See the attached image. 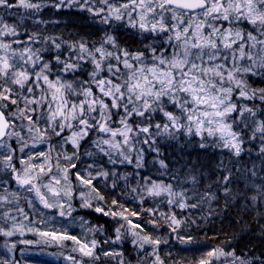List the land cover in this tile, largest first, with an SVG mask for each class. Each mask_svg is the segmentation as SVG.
I'll return each instance as SVG.
<instances>
[{"label": "snow or ice", "instance_id": "snow-or-ice-1", "mask_svg": "<svg viewBox=\"0 0 264 264\" xmlns=\"http://www.w3.org/2000/svg\"><path fill=\"white\" fill-rule=\"evenodd\" d=\"M46 8H76L90 13L93 23L108 27L92 43L29 32L27 20L47 23L38 18ZM121 35L134 37V44L122 42ZM16 120L22 123L17 125ZM248 131L251 141H259L257 158H264V0H0V188H4L0 237L23 236L25 230L38 237L19 241L39 249L29 253L35 257L31 264H44L40 257L50 255L44 249L53 246L70 247L67 254L57 253L67 264H111L117 258L118 264H131V258L126 261V253L117 247L129 242L133 251L143 254L142 261L160 264L157 249L162 241L141 235L143 225L129 219V215L139 219L141 212L123 207L118 200L112 204L121 211L92 204L104 199L93 181L111 179L117 188V181L127 182L129 174L103 167L93 174V169L104 163V157L113 166L144 168L145 151H136L135 159L131 153L146 144L159 157L165 138L172 147L179 144L189 157L191 153L185 152L189 145L204 154L209 149L226 152V159L209 170L207 179L215 189L204 196L197 193V199L222 200L225 209L230 202L236 206L243 202L245 212L256 213V230L264 233V183L252 182L259 173L255 164L249 168L243 160L251 154L245 147ZM53 135L59 138L55 146L50 143ZM12 139L18 150L8 143ZM66 144L76 151L57 152L53 163L52 153ZM43 145H48L47 151ZM61 158L67 163L61 164ZM156 163L164 170L161 174H167L165 160ZM72 176L79 185H74ZM189 179L198 182L191 173L185 182ZM81 185L89 189L79 193L81 208L124 221L115 227L114 235L103 228L89 229L105 235L103 241L69 231L77 219L74 192ZM131 192L141 205L148 197L155 204L166 203L171 214L160 215L170 221L173 233L183 224L175 208L200 206L182 187L177 191L172 183L147 175L139 176ZM22 199L33 216L39 213L42 227L20 206ZM155 204L142 211L154 217ZM148 223L158 226L155 220ZM176 239L181 244L195 243L191 236L177 234ZM145 244L152 245L151 251ZM3 247L12 253L17 244L6 239ZM221 257L225 264H264V259L221 248L208 251L198 264H215ZM0 264L16 262L5 257Z\"/></svg>", "mask_w": 264, "mask_h": 264}, {"label": "trees", "instance_id": "trees-1", "mask_svg": "<svg viewBox=\"0 0 264 264\" xmlns=\"http://www.w3.org/2000/svg\"><path fill=\"white\" fill-rule=\"evenodd\" d=\"M90 15V13L81 12L76 8H65L59 11L54 8H46L38 18L44 19L47 23L38 25L29 19L26 21V26L29 32L37 31L41 37H59L66 42L83 38L92 43L99 41L104 36L103 30L108 26L93 23V18ZM6 19H9V22H11V18L6 17ZM55 21L58 23H54ZM98 26L99 28H97ZM134 40V37L121 35L122 42L127 41L129 44H134ZM43 55L47 57L52 55V53H44ZM248 103L251 104L252 102ZM255 104L259 106L260 102L255 101ZM54 137L53 135L52 138ZM248 137L249 141L246 142L245 147L246 149H251V154L245 155L243 160L248 161L249 168H251L252 164H255V169L259 175L252 178V182L259 185L260 183H264V180L260 178L264 177V164H262V159L264 158H257L259 141H251L250 131H248ZM160 148L161 153L158 157L155 152L149 150L148 145L141 144L137 146L131 155L135 159L136 151L141 149L145 151L147 166L141 169H136L134 164H118L113 166L107 163V157L103 158L104 163L98 167H103L105 170H115L120 174H129L127 182L123 180L117 181V188L112 187L111 179L104 183L101 182L102 180L93 181V184L97 186V191L104 197L103 200H100V204L105 210L115 208L116 211H121L122 209L119 206L112 204L113 200H118L119 204L123 207H127L131 211L141 212L139 219L131 216L132 220L143 225L144 232L141 235H147L152 239L162 241L157 249V255L161 264H187L189 255L207 253L215 248H221L225 251L235 250L238 254L264 259V233L256 230L259 224L256 221L255 212L251 210L245 212L243 210L245 207L243 202H241L240 206H236L234 201L230 202L228 209H225L222 200L211 201L205 198L198 201L197 199V193L200 196H204L205 192H211L215 189V183L207 179L209 170L214 168L221 159H226L228 154L226 152L222 153L220 149H209L207 154H204L198 147L194 148L192 145H189L185 150V152L191 153L189 157L186 154H182L179 144L172 147L166 141V138L160 144ZM92 150L94 151V149ZM82 159L91 162L92 158L82 155ZM158 159H164L165 163L169 165L167 174H161L164 173V170L159 168V163H156ZM233 159L235 158L233 157ZM193 166L197 168V172L195 173H192ZM201 166H204L203 175L200 173ZM136 173H139V175H135ZM190 173L197 176L198 182L196 184H193L190 179L188 182H185V178L189 177ZM140 175L150 176L152 180L157 182L172 183L177 191L182 187L188 195L193 197L192 202H199L200 206L196 209L189 208L181 211L178 207L175 208L177 218L183 221L178 233H173L169 227L170 221H166L160 215L161 212L171 214L169 206L166 203L155 204V200L148 197L147 203L141 205L136 194L131 192V188L137 186ZM210 183L212 184L211 188L208 186ZM2 191H4V188ZM154 204L158 209L154 217L149 215L148 212L142 211V208H148ZM84 215L89 220H93V217L90 219L89 216H86V213ZM98 218L96 221L99 228H103L108 235H113V230L117 226L118 220L112 219L111 216H104L101 213ZM150 220H155L158 226L154 228L152 224L148 223ZM177 234L191 236L194 238L195 243L181 244L176 239ZM95 236L100 241L106 238L100 231L96 232ZM164 240L168 242L163 243ZM102 247H108V245L102 244ZM120 250L126 253L125 257L128 256L132 259V263H137L138 260H141L142 254L133 251V246L122 245ZM5 257L9 260H14L16 264H21V260L17 257L11 259L10 255L0 250V259ZM101 258L105 259L104 257Z\"/></svg>", "mask_w": 264, "mask_h": 264}, {"label": "rangeland", "instance_id": "rangeland-1", "mask_svg": "<svg viewBox=\"0 0 264 264\" xmlns=\"http://www.w3.org/2000/svg\"><path fill=\"white\" fill-rule=\"evenodd\" d=\"M20 12H23V9H19ZM91 17V15H90ZM93 18V17H91ZM54 23H58L57 21H55ZM99 28V26L97 27ZM88 29V28H87ZM94 31V30H92ZM23 106V104H21V107ZM15 123L17 125H19L20 123H22V121L20 120H16ZM23 123H27L26 121H23ZM19 130V129H17ZM68 133L66 132L65 135H67ZM25 135H27V133H25ZM59 138L57 137H54V138H51V141L50 143L53 144V146H55V142L58 140ZM9 144H12L14 145L17 150L19 148V145L16 144V141L14 139L12 140H9L8 141ZM141 145V144H140ZM43 149L45 151L48 150V145H43L42 146ZM27 151V150H26ZM76 150L72 147L71 144H66V145H63L62 147H57V150L54 151L52 153V156H53V163H55V159H56V155H57V152H66L68 155H72L73 152H75ZM61 164H65L67 163L66 161H64L62 158H61ZM101 167H97L95 169H93V174H95L96 172H98L100 170ZM105 170V169H104ZM71 179L73 180L74 182V185H79V182L75 180V177L72 176ZM97 180H102L101 182L104 183L106 182L104 180V178L100 177L98 178ZM13 187H15V183L13 182ZM11 185V186H12ZM6 187H8V185H5ZM3 188H0V194H2L4 191H2ZM87 192L89 191V189H87L85 186H79L78 188H76V191L74 192V196L76 197L74 200H73V204H74V207L76 208V211L73 212V216L76 217V223L74 225H72L70 228H69V231L71 232H74L76 234H82L84 235L88 240H91L93 238H96L95 236V233L96 232H99V231H96V232H92V231H89L90 228H99L98 226V223L96 220H98L99 216H100V213H96L93 209H85V208H81L80 207V204H81V199L79 198V193L80 192ZM93 196H95V193H92ZM20 206L21 207H24L25 208V211H27L29 213V217L30 218H34L37 220V226H40L42 227V225L39 224V213H36L35 216H33V213L31 212L30 209H28V206H27V203L25 200H21L20 202ZM92 204L94 206L96 205H100V200H93L92 201ZM8 207V206H6ZM44 211H47V210H44ZM84 213H86V216H89L90 219L93 217V220H89L88 217H84ZM14 215H17L15 212L13 213ZM125 215H128V213H125ZM81 218L83 220V226H81ZM18 219H22V218H19ZM57 219H60L59 217ZM129 219H132V217L129 215ZM62 223H66V221H61ZM117 226H119L120 223H124V221H120L118 220L117 221ZM11 223V222H9ZM23 223L24 224H27L28 221L27 220H23ZM57 227H59V224L56 225ZM48 227H51V225H48ZM125 227L127 228L128 225H125ZM114 231V230H113ZM113 235H114V232H113ZM7 239L8 243L11 244V243H16L17 244V248L14 252L12 253H9L7 251L6 248L3 247L4 245V242L5 240ZM36 240L38 239V237L32 235V234H29L27 233V231L25 230V234L23 236H21L19 233H17L16 235H14L13 237H10V238H5V237H0V250L7 254V255H10L11 259H14L15 257H17L19 260H21V264H31V259H35V257H32L30 258L29 257V253L31 252H34V251H38L39 249H36V248H32V247H28L24 244H21L19 243L20 240ZM132 238L129 236L128 237V241H130ZM67 244L70 246L71 245V241L67 242ZM125 245H127L128 247L129 246H132V244L129 242V243H126ZM122 246V245H121ZM121 246H117L118 247V250H120V247ZM151 248L152 246L151 245H148V244H145V249L148 250V251H151ZM44 251L46 253H49L50 255H45L43 257H40V259L44 262V264H67V262L63 261L58 255L57 253L61 252V251H64L66 254L67 252L70 251V247L68 249H60L58 247H47L44 249ZM23 253V254H22ZM16 254V255H15ZM142 254V253H140ZM143 255V254H142ZM202 257H206V253H203V254H191L189 255L188 257V260H187V264H198L199 260L202 258ZM118 259L117 258L116 260H113L111 262V264H118ZM129 259V257H125V260L127 261ZM154 259L153 257H149V260H152ZM132 260V259H131ZM101 261H103V259L101 258ZM141 264H145L147 262H144L142 260H140ZM131 264H137V263H132ZM161 264V262H160ZM215 264H225V258L224 257H221L219 260L215 261Z\"/></svg>", "mask_w": 264, "mask_h": 264}]
</instances>
